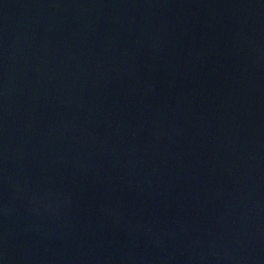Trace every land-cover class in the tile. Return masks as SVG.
Returning <instances> with one entry per match:
<instances>
[{
	"label": "water",
	"instance_id": "1",
	"mask_svg": "<svg viewBox=\"0 0 264 264\" xmlns=\"http://www.w3.org/2000/svg\"><path fill=\"white\" fill-rule=\"evenodd\" d=\"M0 264H264V0H0Z\"/></svg>",
	"mask_w": 264,
	"mask_h": 264
}]
</instances>
